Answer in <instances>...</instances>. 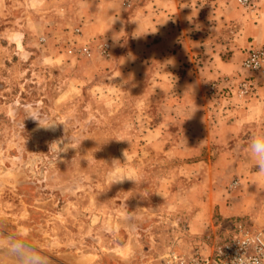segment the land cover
I'll return each instance as SVG.
<instances>
[{
  "label": "rangeland",
  "instance_id": "1",
  "mask_svg": "<svg viewBox=\"0 0 264 264\" xmlns=\"http://www.w3.org/2000/svg\"><path fill=\"white\" fill-rule=\"evenodd\" d=\"M80 1L31 10L11 1L0 13V264H157L170 250L212 252L238 222L264 229L218 206L252 192L234 169L252 159L217 156L237 144L206 140L187 113L200 106L232 121L259 96L264 64L244 61L264 45L240 46L255 0H180L204 54L175 64L172 77L159 69L172 68L175 48L127 73L120 58L137 50L135 38L87 33ZM19 18L28 30L18 39L4 21ZM201 67L200 82L188 79ZM122 176L134 181L114 182Z\"/></svg>",
  "mask_w": 264,
  "mask_h": 264
},
{
  "label": "crops",
  "instance_id": "2",
  "mask_svg": "<svg viewBox=\"0 0 264 264\" xmlns=\"http://www.w3.org/2000/svg\"><path fill=\"white\" fill-rule=\"evenodd\" d=\"M11 1L20 2L18 6L22 7L23 10H31L39 6L44 7L43 4L47 2V0H0L1 14L8 11ZM84 1V4L80 6L79 13L82 14L81 18L85 23L84 28L87 33L91 32L89 34L92 36L99 33H109L112 38L116 39L122 38L124 35L135 38L137 50L132 47V49L123 53L120 58V62L125 66L127 73H133L136 68H139V64H144V61L149 60V58L161 60V56L168 50L175 48L176 50L172 52L170 59L174 63L172 68L169 66L167 70L166 68L159 69L160 72L164 71L162 73L165 74L166 72L172 77L175 64L195 61L194 59L200 57V54H204L202 47L204 43L200 39L188 36L183 15L188 13V16H193V12L186 4H181L180 0H139L134 1L131 9L125 6V0ZM82 2L83 0L78 3ZM255 3L259 7L257 8L259 16L257 19H250L245 24L243 30L245 35L240 38V46L242 47H247L252 43L264 45V0H255ZM14 5L16 4L14 3ZM187 8L189 10L185 12ZM111 20L117 25L110 24ZM27 23V20L22 18L17 20L8 19L4 21V29L10 31L11 37L15 36L19 39V36L20 38L26 36ZM250 38H253V40H250ZM21 41L24 46V40L21 39ZM17 46L19 47V45ZM141 46L143 52H146V57L141 55L142 53L138 50ZM214 71L212 74H214ZM206 72L207 70L201 67L200 70H196V75L188 74V79L196 77L200 82ZM158 76H161V74L159 73ZM189 84V87H196V82L193 80H190ZM191 109L193 111H187V113L195 114L191 121H199V124L205 129L203 134L206 140L210 142L216 140L219 143L235 142L237 144L231 148L228 147L232 144L227 145L226 150L220 148L217 156L220 158L241 159L248 157L252 159L248 166H245L242 161L234 163V169L237 172H246L244 180L246 179L247 188L252 192H248L249 194H245V191L239 192L240 196L232 197L235 199L231 204L227 199L224 202L220 201L218 204L220 214L225 217L248 215L256 224H264V171L258 168L250 147L255 136L264 135V86L260 88L259 96L254 98L247 108L242 109L232 121L210 119L205 107L199 106ZM187 110H190V108L187 107ZM249 125L261 126L262 132H244ZM210 128L212 130L209 131ZM245 142L249 144L244 146L242 156H240L241 152L238 153L237 148L243 146Z\"/></svg>",
  "mask_w": 264,
  "mask_h": 264
},
{
  "label": "built area",
  "instance_id": "3",
  "mask_svg": "<svg viewBox=\"0 0 264 264\" xmlns=\"http://www.w3.org/2000/svg\"><path fill=\"white\" fill-rule=\"evenodd\" d=\"M83 50L88 51L87 48ZM244 64L248 68H261L264 48L251 49ZM157 264H264V229L238 222L233 235L215 246L212 252L188 254L170 250L161 256Z\"/></svg>",
  "mask_w": 264,
  "mask_h": 264
},
{
  "label": "clouds",
  "instance_id": "4",
  "mask_svg": "<svg viewBox=\"0 0 264 264\" xmlns=\"http://www.w3.org/2000/svg\"><path fill=\"white\" fill-rule=\"evenodd\" d=\"M259 66V65H257ZM251 151L254 154L258 168L264 171V135L255 136L251 142ZM124 179L133 180L131 177L122 176L114 182H120ZM134 181V180H133Z\"/></svg>",
  "mask_w": 264,
  "mask_h": 264
},
{
  "label": "bare ground",
  "instance_id": "5",
  "mask_svg": "<svg viewBox=\"0 0 264 264\" xmlns=\"http://www.w3.org/2000/svg\"><path fill=\"white\" fill-rule=\"evenodd\" d=\"M3 243H4V242H3ZM1 244H2V243H1ZM6 244H7V243H6ZM6 244H5V245H6ZM2 245H3V244H2ZM8 245H9V244H8ZM9 247H10V246H9ZM12 248H13V246H12ZM22 249H23V248H22ZM9 250H10V249H9ZM32 253H33V252H32ZM15 254H16V253H15ZM18 254H20V253H18ZM27 254H30V253L28 252ZM16 255H17V254H16ZM31 255H33V254H31ZM33 257H35V256H33ZM5 259H6V258H5ZM36 259H37V258H36ZM36 259H35V260H36ZM6 260L12 262L13 264H22V263L19 262V261H11L10 259H6ZM6 260H5V261H6ZM8 261H7V262H8ZM1 263H3V264L5 263V264H6V262H4V261L1 262Z\"/></svg>",
  "mask_w": 264,
  "mask_h": 264
}]
</instances>
